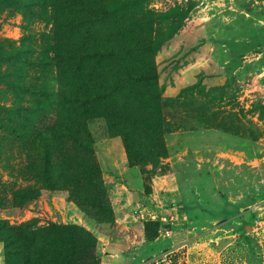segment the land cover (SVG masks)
<instances>
[{
    "label": "rangeland",
    "instance_id": "1",
    "mask_svg": "<svg viewBox=\"0 0 264 264\" xmlns=\"http://www.w3.org/2000/svg\"><path fill=\"white\" fill-rule=\"evenodd\" d=\"M0 264H264V0H0Z\"/></svg>",
    "mask_w": 264,
    "mask_h": 264
},
{
    "label": "trees",
    "instance_id": "2",
    "mask_svg": "<svg viewBox=\"0 0 264 264\" xmlns=\"http://www.w3.org/2000/svg\"><path fill=\"white\" fill-rule=\"evenodd\" d=\"M180 26V24H178V26L175 28V30L173 31V33L178 29V27ZM172 33V34H173ZM159 77L158 72H156L155 70H148L144 73H141L138 76V79L143 80V81H154ZM130 142H128V146L126 145V152L128 154V165L130 167H134L136 166V156L133 152V148L129 145ZM131 144V143H130Z\"/></svg>",
    "mask_w": 264,
    "mask_h": 264
},
{
    "label": "crops",
    "instance_id": "3",
    "mask_svg": "<svg viewBox=\"0 0 264 264\" xmlns=\"http://www.w3.org/2000/svg\"><path fill=\"white\" fill-rule=\"evenodd\" d=\"M104 237V236H103ZM107 237V236H106ZM104 243H106V242H104ZM117 252V251H116ZM118 254V253H117ZM117 254L116 253H112L111 255H109V257L110 258H112V259H114V256H117ZM103 259V258H102Z\"/></svg>",
    "mask_w": 264,
    "mask_h": 264
}]
</instances>
